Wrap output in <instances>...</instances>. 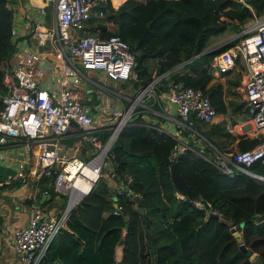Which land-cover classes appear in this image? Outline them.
<instances>
[{"label": "trees", "instance_id": "obj_1", "mask_svg": "<svg viewBox=\"0 0 264 264\" xmlns=\"http://www.w3.org/2000/svg\"><path fill=\"white\" fill-rule=\"evenodd\" d=\"M247 2L253 11L238 0H123L117 7L107 0L102 5L107 20L103 35H121L135 52V85L150 81L154 68L162 73L186 61L188 72L174 71L164 82L172 79L199 87L208 93L216 112H226L223 85L213 80L208 61L230 44L203 51L209 36L224 32L232 22L239 28L253 12L264 11V0ZM11 18L6 0H0V65L12 53ZM1 79L0 69V85ZM145 121L137 115L121 128L108 156L111 170L103 168L114 183L128 175L130 182L114 193L117 187L100 175L71 209L43 264H256L240 249L230 229L244 221L242 242L264 264V182L240 171L225 174L193 149H186L175 160L195 199L181 195L172 184L168 160L177 140ZM194 127L220 149L214 138L230 134L222 123L197 120ZM261 140L242 136L237 148H252ZM209 147L206 144L203 150ZM253 168L264 172L260 163ZM42 188L51 199L63 197L52 186ZM114 196L121 206L117 212ZM201 199L209 204L207 208L196 203Z\"/></svg>", "mask_w": 264, "mask_h": 264}, {"label": "built area", "instance_id": "obj_2", "mask_svg": "<svg viewBox=\"0 0 264 264\" xmlns=\"http://www.w3.org/2000/svg\"><path fill=\"white\" fill-rule=\"evenodd\" d=\"M238 1L253 11L247 0ZM106 2L42 0V4L35 5L22 0H6L12 15V53L1 62L0 164L15 169V175H10L12 179L15 176L27 182L30 174L34 187L29 197L27 222L13 237L21 264H43L50 244L66 227L71 209L103 174L119 131L131 121L127 120L131 104L148 87L138 88L134 97L128 98L87 74L92 69L122 82L136 78L135 52L129 43L117 33L103 35L100 26L95 30L89 26L94 19L102 25L107 23L102 7ZM243 32L244 37L238 43L211 56L209 65L212 72L219 74L235 67L238 60L244 64L246 75L240 86L246 118L240 120L226 115L225 125L230 131L238 126L244 134L261 136L259 143L252 148L232 150H223L211 143L212 156L204 152L205 143L194 149L181 134L187 130L201 135L195 130V121L210 122L216 114L208 93L199 87L170 79L165 90L155 91L153 102L159 104L161 98H166L177 103L176 127L172 132L177 143L168 156L170 162L178 152L193 149L225 174L234 175L240 171L264 182V172L253 168L256 163L264 165V11L261 14L253 12ZM185 63L159 73L156 81L168 77ZM56 78L57 83L51 82ZM79 79L83 80V85L79 84ZM89 85L114 93L117 105L110 102L109 97L104 98L102 104L93 103L92 95L83 94L79 88ZM126 98L131 102L122 109ZM160 111L163 113V109ZM73 128L80 132L82 144L90 149L84 157L71 152L72 146L66 143ZM86 171H91L92 176ZM43 177H48L57 193L67 196L65 206L58 210L47 209L35 201L39 191L48 193L40 189ZM78 178L86 179L91 186L77 196L74 188ZM129 181L130 177L126 182ZM125 184L121 181L114 193ZM76 196L77 200L70 205ZM196 203L200 205L201 201L196 200ZM120 208L117 203L114 211Z\"/></svg>", "mask_w": 264, "mask_h": 264}, {"label": "crops", "instance_id": "obj_3", "mask_svg": "<svg viewBox=\"0 0 264 264\" xmlns=\"http://www.w3.org/2000/svg\"><path fill=\"white\" fill-rule=\"evenodd\" d=\"M22 1L29 2V3H32L35 5L42 4V0H22ZM122 1L123 0H121V2ZM110 2H111V4H113L112 6H114V7H117L121 3L120 2L119 4H116L117 2L114 3L113 0H110ZM47 8L49 9L50 5H48ZM89 26L92 30H95L97 27L100 26L101 33L104 34L102 24L98 21V19H94V20L90 21ZM105 30L107 31L108 29H105ZM219 34H221V33H219ZM219 34H216V35H219ZM212 44L213 43L207 44L205 46V48L208 45L211 46ZM237 62H240L239 65H241V69H240V71L237 72V75H235L234 77H233V74H234L235 67H233L232 69H230L226 72H222L219 74L212 72V68L210 67L211 72L213 74V80L219 81L223 85L224 98H225V102L227 105L226 112H216L212 121L209 122V123H214V124L215 123H222L224 125L225 129L229 131V133H230L229 135H223V136L214 138L216 142L218 141V142L222 143V146H223L222 149L223 150L236 149L237 141L242 136L261 137L258 135L251 136V135H247V134H244L241 132H240V134L234 133V129H236L237 126L232 128L233 131H230L225 125V116L226 115H232V116H234L240 120L246 118V112L243 109L244 108L243 98H242V95L240 96V93H239L240 91L238 90V86L242 83V80L244 79V77L246 75V70H245V66L242 63V61L238 60ZM208 65H209V61H208ZM184 66L185 65H183V69H181L179 71L188 72L189 71L188 67H184ZM0 69H1V65H0ZM89 72L94 73V75L95 74L97 75V73H99V74L102 73V71H99V70H88V73ZM103 74H105V73L103 72ZM136 78H137V75H136ZM167 83L168 82H166L164 84L165 85L164 89H166ZM103 91H105V90L99 89V88H93L90 85L87 87L85 86V88L82 89L83 94L89 93L93 96H95V94H96V96H98L99 98L103 96ZM112 101L113 100L111 98L110 102H112ZM98 102H100L102 104L103 100L99 99ZM159 104H158V106H159L158 111L163 109L164 115L151 112L153 114L151 116L150 115L146 116L147 121L145 123L147 125L152 123L159 131L173 136L172 132L175 130V127H176L175 118L177 116V113L174 112V108H173L172 102L170 100H168L166 98H161L159 100ZM238 104H241L240 108H238L239 107ZM234 105H237V106H235V108H237L238 110L234 111L232 109ZM159 124H160V126H158ZM185 132H186L185 134L184 133L181 134L182 137L188 141L192 140V142L194 144H196V146H197L196 148L201 146L203 143L207 144V142H209L203 135H201V136L207 142L205 140L201 141L199 138L194 140V135H196L197 133H193V132H190L187 130H185ZM104 135H105V133H104ZM231 135L234 136L235 142L226 144L225 143V141L227 140L226 136L231 138L232 137ZM65 140H66L67 144L72 146L71 152H74L75 154H78L81 157L86 156L90 152L88 145L82 144L80 132L75 128L71 129L70 133L68 134V136L66 137ZM209 143L211 144V142H209ZM207 145H209V144H207ZM195 153H197V152H195ZM105 168L111 170L110 162H109V166L105 167ZM10 171H12V172H10ZM14 171H15V169H12L10 166H7V165L2 164V163L0 164V264H21L19 258L17 257V254L15 252V249H14L13 237H14V234L16 233V231L21 226H24L27 222L28 215L30 213V202H31L29 197L32 194L33 189H34L33 183L31 180L32 177L30 174L27 175L28 176L27 182H21V180H19L15 176H14V179L10 180L9 177H10V175H12L14 173ZM108 174H110V173L103 172L102 175H105V177L108 179L109 176H112V175H108ZM14 175H15V173H14ZM128 177H130V175H128L126 177V180H121V181L126 183L125 186L122 188H125L127 186L126 181H127ZM109 179H108L110 181L109 183L111 185H115V187L119 183H121V181H119L118 183H114V181L111 178H109ZM7 180H9V182H6ZM43 180H45V179H42L40 182V184H41L40 189L41 190L43 189L42 187L52 186L50 181L45 180V182H47V184H45L42 182ZM130 180H131V177H130ZM257 180L261 181L259 179H257ZM261 182H263V181H261ZM124 191H128V189L126 188V189H124ZM128 192L131 193L130 191H128ZM43 195H45L44 198H43ZM62 195H63V197H61V198L56 196V198L51 199V196L48 193L44 194L42 191H39L35 197V201L38 200L44 208H47V209L51 208V209L58 210L59 208L54 204H60V208L65 205L64 204L65 200H63V202H62V198L65 199L66 195H64V194H62ZM116 253H118V251H116Z\"/></svg>", "mask_w": 264, "mask_h": 264}, {"label": "rangeland", "instance_id": "obj_4", "mask_svg": "<svg viewBox=\"0 0 264 264\" xmlns=\"http://www.w3.org/2000/svg\"><path fill=\"white\" fill-rule=\"evenodd\" d=\"M117 1L118 0H116V2ZM111 5H113V4H111ZM249 18L244 22V24H241V26L239 28L233 27V22H232L230 24V26L223 33H221L219 35H215V34L211 35L208 38L207 44H211V43H213V44L211 46L208 45L204 49L205 50L207 49L208 51H212L213 49L219 48L220 46L225 45V44L232 45V44L238 43L244 37L243 29H244L246 23L248 22ZM235 22L236 21H234V23ZM239 64H240V62L236 63L233 77L235 75H237V72L240 71V69H241V65H239ZM181 69H183V65L179 66L176 69V71H179ZM90 70H92V69H90ZM87 74L91 78L94 77L93 79H96L97 81L101 82L104 86H106V87H108L110 89L116 90V91H120L121 93H124L128 98H133L134 94H135V92H136V90L138 88H140V87L142 88L143 86L148 85V87H147L146 91L144 92V94L140 98H138L134 103L131 104L130 114H129L128 118H127L128 121L134 119L137 115H142L144 117V119L146 120V116H149V115L151 116L153 114L151 112H154L156 114L164 115V113H162L161 111H158V108H155V106H154L155 103L153 102V99H154V96H155V91H157V89L163 90L165 88L164 84L166 82H164V80L168 79L169 76L168 77H163L161 79V81L157 82L156 79L159 77L158 76L159 73L156 72L155 68L152 70V79L150 81H148L146 84H141L140 83L139 85H135L133 83V81L136 80L135 78L130 79L128 82H122V81L113 79L112 77L103 74V72L100 73V74L97 73V75L96 74L94 75V73H91V72L88 73V71H87ZM51 82L57 83L58 80H57V78L56 79H52ZM79 84L83 85L84 84L83 80L79 79ZM79 88L83 89L82 87H79ZM238 90L240 91L239 93H240V96H241L242 93H241V86L240 85L238 86ZM114 95L115 94L110 92V91L108 93L103 91V96L100 97V98L98 96H96V94H95V101L98 102L99 99L104 100V98L109 97V101L112 98L113 104L116 103V105H117V100H116ZM128 98L123 100V104H121V108L122 109H126L128 104L131 102V100L128 99ZM240 132L241 131H240L239 127L237 126L236 129H234V133H239L240 134ZM198 135H196V136L201 141L205 140L201 135H199V136ZM226 137H227V140L225 141L226 144L235 142L234 138H232V137L230 138L228 136H226ZM218 143H219L220 147L222 148L223 147L222 143H220V142H218ZM207 144H209V146L211 145L209 142H207ZM205 153L210 155V156H212L213 155L212 146H210L208 149H206ZM10 172H12V171H10ZM9 178H10V180H12V177H9ZM63 200H65L64 204H66L67 201H68L67 196L65 197V199L62 198V202H63ZM54 205H56L58 208H60V204H54Z\"/></svg>", "mask_w": 264, "mask_h": 264}, {"label": "water", "instance_id": "obj_5", "mask_svg": "<svg viewBox=\"0 0 264 264\" xmlns=\"http://www.w3.org/2000/svg\"><path fill=\"white\" fill-rule=\"evenodd\" d=\"M204 52H208V51H204ZM172 105H173V108H174V112L177 113V103L176 102H172ZM108 166H109V163L106 162L105 163V167H108ZM170 178H171V181H172V184H173L174 188L178 191V193L188 197L191 200L195 199V191L193 190L192 186L185 179L184 175L182 174V172L180 170V166H179V164H178V162L176 160H174L173 162L170 163ZM85 194L86 193H84L83 196ZM44 197H45V195H43V198ZM113 199H114V203L113 204L115 206L117 204L116 201H115V197H113ZM200 201L204 204V206L206 208L209 206V204L204 199H201ZM212 213L215 214V212H212ZM244 224H245V221L240 223V224H238V225H236L235 227H231V231H233V235L240 242V249L242 251H247V253L250 256V258L253 259L256 264H262L261 258L255 252H253L251 249H247L246 245L242 242L241 227Z\"/></svg>", "mask_w": 264, "mask_h": 264}, {"label": "bare ground", "instance_id": "obj_6", "mask_svg": "<svg viewBox=\"0 0 264 264\" xmlns=\"http://www.w3.org/2000/svg\"><path fill=\"white\" fill-rule=\"evenodd\" d=\"M113 2L115 3L116 0H113ZM86 174L89 176H92L91 171H86ZM75 185H76V187L74 189H75L77 196H78V195H81L84 191L88 190L89 187L91 186V183L84 178H78L75 182ZM77 196L72 199L70 205H72L74 203V201L77 200V198H78Z\"/></svg>", "mask_w": 264, "mask_h": 264}]
</instances>
